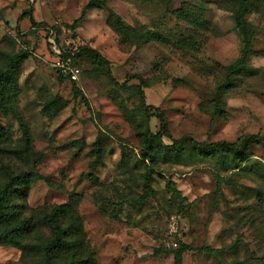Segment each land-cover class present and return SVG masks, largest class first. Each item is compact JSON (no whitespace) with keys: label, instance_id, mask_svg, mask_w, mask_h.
<instances>
[{"label":"rangeland","instance_id":"obj_1","mask_svg":"<svg viewBox=\"0 0 264 264\" xmlns=\"http://www.w3.org/2000/svg\"><path fill=\"white\" fill-rule=\"evenodd\" d=\"M233 7L230 0H0V68L23 56L0 104V180L31 171L26 193L15 198L18 217L35 221L64 202L83 236L78 250L47 255L48 227L36 223L24 237L28 248L0 243V264L85 255L91 264H264V142L236 156L189 144L152 161L139 153L141 137L158 128L140 93L164 112L166 143L182 134L202 142L264 134V0H249L244 14L247 68L227 73L245 44ZM49 37L60 51L89 45L107 60L71 57L80 95L59 75Z\"/></svg>","mask_w":264,"mask_h":264},{"label":"trees","instance_id":"obj_2","mask_svg":"<svg viewBox=\"0 0 264 264\" xmlns=\"http://www.w3.org/2000/svg\"><path fill=\"white\" fill-rule=\"evenodd\" d=\"M234 7L232 9L233 21L239 32L244 37L245 44L242 47L239 56L230 63L226 70L227 73L235 72L244 68L245 59L250 53V31L246 26L244 14L247 10L249 0H230ZM93 1H89L86 7L94 6ZM95 4H99V1ZM30 7H26L18 14L17 18L20 19L29 14ZM82 12L78 16L80 18ZM117 23L121 26H125L119 20ZM62 55H67L72 58L84 57L89 61L96 64L107 65V60L103 58L100 53L89 45H79L72 50H61ZM23 56L21 54H15L10 57L8 64L0 68V104H5L6 97V79L9 77L10 69ZM106 73L109 78H112L110 70L106 68ZM61 76L68 77L62 73ZM135 76V75H134ZM138 81L141 83L142 79L139 76ZM71 81V88L74 95H80L81 91ZM140 106L144 110H151V114L154 115L158 121V128L154 132H149L147 135L141 137L142 146L140 148V156L147 158L149 161L155 157L156 152L161 153H176L180 151L185 145H192L199 153L210 154L214 150H222L229 153L232 156L244 154L246 147L250 143L264 142V134L248 133L234 141H212L202 142L195 140L188 134H182L178 138L171 140L169 143L163 141V135L168 131V120L164 112L153 104H145L143 96L140 93ZM22 126V137L24 143L29 141V132L26 126L20 122ZM32 175L31 171H21L18 174L9 176L7 179L0 180V243H9L17 246L20 249L28 248L31 243L24 241V237L32 230L36 223L46 225L49 230L48 239L42 244V249L47 255H51L54 252L60 251L64 248H72L78 250L83 245V236L80 220L77 214L70 212L67 214V203H58L51 206L50 210L40 215L35 221L28 215L18 217L15 198L22 196L27 191L28 181ZM92 259L88 256H76L69 260L63 261L58 264H91ZM176 262V261H175Z\"/></svg>","mask_w":264,"mask_h":264},{"label":"built area","instance_id":"obj_3","mask_svg":"<svg viewBox=\"0 0 264 264\" xmlns=\"http://www.w3.org/2000/svg\"><path fill=\"white\" fill-rule=\"evenodd\" d=\"M52 49L55 51L56 59L55 64L58 70L69 77V79H77L79 69L77 66L72 64L71 57L67 55H62L61 51L55 46L54 40L49 37Z\"/></svg>","mask_w":264,"mask_h":264}]
</instances>
